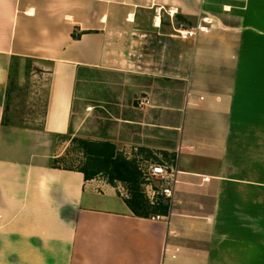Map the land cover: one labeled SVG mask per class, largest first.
Masks as SVG:
<instances>
[{"label":"crops","instance_id":"0c3cea01","mask_svg":"<svg viewBox=\"0 0 264 264\" xmlns=\"http://www.w3.org/2000/svg\"><path fill=\"white\" fill-rule=\"evenodd\" d=\"M18 60L48 66L45 134L95 100L171 158L168 221L83 168L2 153ZM263 170L264 0H0V264H264Z\"/></svg>","mask_w":264,"mask_h":264},{"label":"rangeland","instance_id":"374dc122","mask_svg":"<svg viewBox=\"0 0 264 264\" xmlns=\"http://www.w3.org/2000/svg\"><path fill=\"white\" fill-rule=\"evenodd\" d=\"M47 68L48 66L42 63L30 60H18L12 64L5 105L2 135L4 151L2 153L11 158H19L24 155L25 157L44 159L56 166L85 168L95 178L104 179L108 184L117 188L118 194L123 198L129 199L132 185L122 180H112L111 173L100 171L103 165L87 155L82 143V141H109L116 144L119 156L130 161L137 169L139 189L142 195L147 197L144 191V174L148 165L157 162L172 164L171 158L160 156L159 153L162 152L160 150L149 148L148 152H145L141 150L142 146L132 144V128L128 127L125 122L114 121L111 115L114 116L118 113L111 112V110L109 112L102 111L93 106L97 104L94 99V101H88L91 104L88 105L91 106L89 108L76 105L79 114L72 125L71 133L54 136L45 134L44 118L50 77ZM142 97L145 95L138 96L133 100V103L126 101L125 106H122L124 117L129 114L133 116L131 106L138 107L136 100ZM114 100L116 99L113 98V103ZM138 108L144 111L148 107ZM59 154H62L61 158H56L55 156ZM159 157L162 161H157ZM261 172L264 173V170ZM150 207L151 210H155V206Z\"/></svg>","mask_w":264,"mask_h":264},{"label":"trees","instance_id":"16d2710c","mask_svg":"<svg viewBox=\"0 0 264 264\" xmlns=\"http://www.w3.org/2000/svg\"><path fill=\"white\" fill-rule=\"evenodd\" d=\"M74 37H78L74 34ZM84 150L90 158L100 163L102 170L111 173L112 180H122L130 183L131 197L127 199V203L133 213L138 216L150 217L154 214L166 213L170 209V202L163 196L158 195L154 202H151L147 197L142 195L138 180V171L133 164L127 159L119 156L116 145L111 142H86ZM88 179L94 178V175L89 173L85 168L82 169ZM99 171V172H100ZM150 206H155V210H151Z\"/></svg>","mask_w":264,"mask_h":264},{"label":"built area","instance_id":"2783aa9c","mask_svg":"<svg viewBox=\"0 0 264 264\" xmlns=\"http://www.w3.org/2000/svg\"><path fill=\"white\" fill-rule=\"evenodd\" d=\"M205 27H199V31H205ZM182 38L194 37L197 35L196 31L180 30L178 31ZM138 107H148L151 100L148 97H142L136 100ZM182 172L175 164H168L167 162L150 163L144 174V191L147 197L154 202L157 195L163 196L169 200L172 205L177 186L181 183L180 174ZM205 181L209 178L205 177ZM153 221H168V216L155 214L151 216Z\"/></svg>","mask_w":264,"mask_h":264}]
</instances>
